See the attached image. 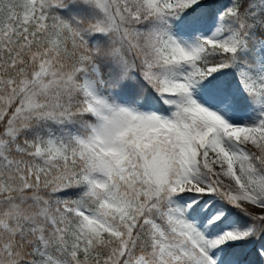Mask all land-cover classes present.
I'll use <instances>...</instances> for the list:
<instances>
[{
	"label": "snow or ice",
	"instance_id": "6c2138e0",
	"mask_svg": "<svg viewBox=\"0 0 264 264\" xmlns=\"http://www.w3.org/2000/svg\"><path fill=\"white\" fill-rule=\"evenodd\" d=\"M0 264H264V0H0Z\"/></svg>",
	"mask_w": 264,
	"mask_h": 264
}]
</instances>
